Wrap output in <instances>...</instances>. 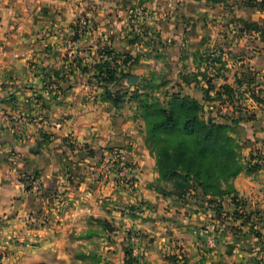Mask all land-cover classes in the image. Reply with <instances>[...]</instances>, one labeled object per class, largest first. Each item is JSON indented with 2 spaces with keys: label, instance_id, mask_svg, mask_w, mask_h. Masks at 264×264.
Instances as JSON below:
<instances>
[{
  "label": "crops",
  "instance_id": "obj_1",
  "mask_svg": "<svg viewBox=\"0 0 264 264\" xmlns=\"http://www.w3.org/2000/svg\"><path fill=\"white\" fill-rule=\"evenodd\" d=\"M122 1L0 0V259L64 264L88 254L93 242L103 240L107 250L127 246L115 230L95 234L99 220L140 229L136 247L132 236L127 241L147 264H165L160 252L175 256L180 250L191 264H256L255 258L264 264V112H255L232 133L245 168L233 180L239 206L226 200L227 212H222L229 226L244 233L251 226L257 235L231 234L210 210L193 213L179 227L174 213L185 204L149 188L158 175L136 111L113 107L75 64L66 74L63 56L72 47L67 23L90 9L98 18L124 13ZM51 25L57 29H48ZM119 30L113 33L118 36ZM56 70L62 72L59 79L51 73ZM86 146L97 148L96 159L104 156L101 163L81 159ZM117 168L127 171L121 179L114 176ZM34 172L39 192L25 179ZM126 206L140 207L139 218L128 215L129 209L119 212ZM164 209L173 212L170 220L163 219ZM234 211L248 215L249 222L232 217ZM202 220L207 225L199 234L188 226Z\"/></svg>",
  "mask_w": 264,
  "mask_h": 264
},
{
  "label": "rangeland",
  "instance_id": "obj_2",
  "mask_svg": "<svg viewBox=\"0 0 264 264\" xmlns=\"http://www.w3.org/2000/svg\"><path fill=\"white\" fill-rule=\"evenodd\" d=\"M121 4L124 13L116 16L104 14L98 18L90 13V9L67 23L66 39L72 47L68 46L63 56L66 74L70 66L78 62L80 74L93 79L99 74L98 68L103 65L107 66V71H114L117 77L126 75L125 86L120 90L119 107L133 108L137 116L142 115L143 109L139 108H143V104L131 96L135 91L144 96L139 101L146 100L148 104L156 103L165 107L168 95L189 99L206 96L207 101L203 102L205 111L220 122L232 125L233 131L236 128L232 124L234 121L239 124L255 118V112H264V0H224L219 4L193 0H124ZM253 25L260 27V34L252 32L256 29ZM48 29L57 28L51 25ZM114 29H120L118 36L113 33ZM74 35L78 41L72 40ZM113 49L116 53L112 52ZM125 53L130 55L129 59L124 57ZM102 77H106L105 74ZM93 83L99 84L96 80ZM225 86L232 89L230 99L226 96ZM142 123L146 132L144 119ZM70 148L72 150L73 146ZM82 148L79 154L84 155L81 158L84 160L91 147ZM147 150L152 153L148 147ZM241 151L238 152L240 156ZM121 170L114 169V174ZM114 176L116 179L121 178ZM37 181L36 176L31 184L27 182L34 192H39L40 183ZM154 183L170 189L160 180ZM194 188L195 184L192 190ZM226 200L230 198L221 200L222 212H227L224 204ZM188 202L184 208H180L181 211L176 210L174 213L179 227L187 221L189 223L193 213H201ZM126 209H129L127 213L133 219L139 218L140 207L126 206L119 212L123 214ZM213 209L214 206H205L202 214L208 210L213 213ZM166 210L161 215L167 221L173 217V212L167 214ZM204 222L202 220L188 226H192L199 234L201 227L207 225ZM120 223L115 227L107 224L108 230L96 223L98 227L94 233L111 235L110 229L115 230L118 232L115 237H124L126 247L117 244L113 246L114 250H107L103 240L93 242L88 254L80 258L69 257L64 264H147L143 256L134 250L135 239L141 236V230L137 229L135 223L133 226L136 229L132 231L123 225V221ZM225 223L231 234L244 233L239 226ZM247 227L244 234L250 232L257 235V230ZM213 231L216 235L220 234L216 229ZM130 236L131 243L135 244V247L132 246L133 252L127 241ZM124 250L132 253L129 260H125ZM159 259L166 260L165 264H191L182 250L175 256L160 252ZM255 263L261 262L255 258ZM0 264H5L2 259Z\"/></svg>",
  "mask_w": 264,
  "mask_h": 264
},
{
  "label": "trees",
  "instance_id": "obj_3",
  "mask_svg": "<svg viewBox=\"0 0 264 264\" xmlns=\"http://www.w3.org/2000/svg\"><path fill=\"white\" fill-rule=\"evenodd\" d=\"M193 1L219 4L224 0ZM253 26L256 29L252 32L257 31L260 34V27ZM72 40L78 41V37L74 35ZM115 51L112 50V52ZM124 57L128 58L130 55L125 53ZM75 66L79 69L78 62ZM106 67L105 65L99 67V74L93 79L99 84H94L90 79L88 82L102 89V97L117 108L121 102L120 90L125 86L124 82L127 77L126 75L117 77L114 71L109 72ZM51 73L54 78L59 79L62 72L56 70ZM103 74L106 77H102ZM224 88L227 91L226 96L230 99L233 95L231 87L225 86ZM131 96L136 98L139 104H143V108H139L143 109V113L138 117H142L145 121V146L152 150L150 154L155 159L157 180L170 186V189H167L152 183L149 188L163 198H171L182 204L190 201L188 203L201 213L204 212L205 206H214V217L224 223L226 219L222 214L221 200L229 197L233 206H239L234 196L233 180L245 168L238 153L241 145L232 136V125L220 122L205 111L203 102L207 101L206 96L200 99H189L183 96L168 95L166 107L156 103L148 104L146 100L139 101L144 96L137 91ZM232 124L237 126L238 122L234 121ZM96 157L95 148H89L86 158L101 163L102 157L98 160ZM36 176L38 173L35 172L25 179L31 184ZM193 184L195 188L192 190ZM232 217L242 218V224L250 220L248 215H238L235 211ZM94 222L105 230L109 229L106 227L107 222L99 220ZM125 255L127 258L125 260H129L131 252L126 250Z\"/></svg>",
  "mask_w": 264,
  "mask_h": 264
},
{
  "label": "built area",
  "instance_id": "obj_4",
  "mask_svg": "<svg viewBox=\"0 0 264 264\" xmlns=\"http://www.w3.org/2000/svg\"><path fill=\"white\" fill-rule=\"evenodd\" d=\"M109 159H110V157H109ZM109 159H108V161H109ZM120 170H121V169H120ZM126 174H127V171H126L125 169H122V170L119 171L116 175H117V177L120 176L121 178H123ZM120 177H119V178H120ZM121 178H120V179H121ZM207 243H208L209 246L212 247L213 240H212V239H209Z\"/></svg>",
  "mask_w": 264,
  "mask_h": 264
},
{
  "label": "water",
  "instance_id": "obj_5",
  "mask_svg": "<svg viewBox=\"0 0 264 264\" xmlns=\"http://www.w3.org/2000/svg\"><path fill=\"white\" fill-rule=\"evenodd\" d=\"M134 81H136V79H133Z\"/></svg>",
  "mask_w": 264,
  "mask_h": 264
},
{
  "label": "clouds",
  "instance_id": "obj_6",
  "mask_svg": "<svg viewBox=\"0 0 264 264\" xmlns=\"http://www.w3.org/2000/svg\"><path fill=\"white\" fill-rule=\"evenodd\" d=\"M0 215H2V213H0Z\"/></svg>",
  "mask_w": 264,
  "mask_h": 264
}]
</instances>
